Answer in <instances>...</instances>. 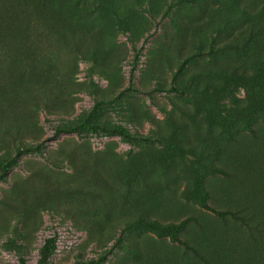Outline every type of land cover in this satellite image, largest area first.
<instances>
[{"label": "rangeland", "instance_id": "374dc122", "mask_svg": "<svg viewBox=\"0 0 264 264\" xmlns=\"http://www.w3.org/2000/svg\"><path fill=\"white\" fill-rule=\"evenodd\" d=\"M59 2L52 4L56 25L95 37L72 55L55 31L34 67L40 79L60 58L71 65L70 80L54 88L53 107L33 106L21 116L38 138L26 140L43 143L0 181V264H20L21 255L34 263L47 237L56 244L50 264L98 258L107 250L105 264H142L147 242L180 253L178 242L140 219L166 202L171 213L160 215L166 220L181 219L183 208L214 215L182 192L199 173L208 181L224 178L207 166L224 168L228 145L264 124V77L248 80L226 69L231 64L255 72L260 66L264 72L263 40L249 43L252 17L240 0ZM199 94L216 101L196 103ZM98 100L108 121L152 140L53 135Z\"/></svg>", "mask_w": 264, "mask_h": 264}, {"label": "trees", "instance_id": "16d2710c", "mask_svg": "<svg viewBox=\"0 0 264 264\" xmlns=\"http://www.w3.org/2000/svg\"><path fill=\"white\" fill-rule=\"evenodd\" d=\"M53 3L60 2L0 0V143L3 148L0 181L19 164L22 155L41 150L43 142L33 145L26 140L38 138L23 124L21 116L26 110L31 112L33 106L53 107L58 97L54 88L69 83L71 65L57 57L40 79L34 74V67L45 58L43 55L53 41V34L58 31V40L67 45L72 55L82 53L95 37L87 29L56 25ZM240 7L252 17L248 25L249 43L261 39L264 42V0H240ZM79 14L75 16L80 18ZM191 59L192 56L186 57L177 71L181 72ZM226 69L248 80L259 81L264 77L260 66L255 67V72L231 64ZM193 100L211 104L216 101L208 94L195 95ZM103 103L98 100L87 113L57 127L53 135L101 132L119 135L128 143L152 140L150 136L131 134L108 121L102 113ZM232 143L227 147L230 152L222 156L224 168L207 166L224 178L208 181L202 172L182 192L184 198L195 197L200 207L214 215L202 216L196 210L183 208L179 210L184 215L181 219L166 220V216H160L163 212L171 213L166 202L156 214L141 216L144 227L158 236H169L182 246L180 253L173 254L163 244L147 242L142 264H264V124L254 135ZM10 146L14 150L8 153ZM55 249V238L47 237L34 263H29L23 255L18 259L20 264H50ZM106 253L108 250L98 258L69 264H105Z\"/></svg>", "mask_w": 264, "mask_h": 264}]
</instances>
